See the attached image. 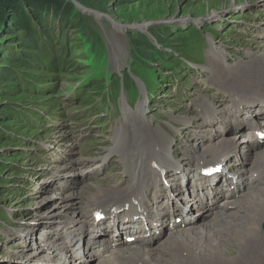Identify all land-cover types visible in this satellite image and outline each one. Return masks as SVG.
<instances>
[{
    "label": "rangeland",
    "instance_id": "obj_1",
    "mask_svg": "<svg viewBox=\"0 0 264 264\" xmlns=\"http://www.w3.org/2000/svg\"><path fill=\"white\" fill-rule=\"evenodd\" d=\"M86 1L90 6L84 8L100 15L85 14L90 17L89 27L105 43L108 58L105 65L100 70L92 68L89 60L84 62L86 55L97 58L100 52L83 49L81 55L76 51L77 55L72 57L75 65L73 69H69V66L61 72L49 70V75L42 76L45 79L41 85L45 89L44 93H15L8 100L5 93L0 92V105L10 100L31 102V105L19 103L27 107L26 115L18 114L22 130L9 132L8 138L0 137V264L43 263L36 257H23L26 252L25 245L21 243L22 240L19 241L18 235L26 236L34 232L40 237L44 232L47 233L48 228L44 226L48 220L41 217L53 209L50 204L54 203L52 206H55L61 203L56 206L57 211L68 207L72 202L76 207H81L89 193H94L96 188L126 186L127 178L123 173L121 159L112 154L102 166L103 171L92 174L94 179L86 182L82 191L75 192L73 201L65 206V197L77 190L74 183L77 177L95 169L98 159L104 157L113 146L112 140L117 127L125 119L122 109L124 103L135 109L139 102L146 100L148 108L145 119L150 121L151 126H142L141 129H149L155 137L158 136L153 130L164 135L177 160L181 155L188 157L187 154L194 151L201 139V142L207 140L211 131H204L205 127L202 129L204 132L201 130L200 124L206 126L207 123L200 115L199 107L194 106L195 103L199 104L200 99L211 101L213 95L216 97L217 94H222L209 81L212 77L208 70L212 62L208 51L210 42L224 50L226 66L248 62L250 55L262 54L260 49L264 50V0ZM74 7L78 9V13L84 14L76 5ZM64 26L67 27L68 22ZM189 29L195 33L189 35ZM68 30L76 34L77 41L83 39L84 33L78 23ZM137 32L148 39L152 54L156 53L154 49L160 54L163 51L168 53L165 51L167 49L169 56L165 57L163 54V59H155L151 66L138 63L131 65L133 48L129 33L133 37ZM182 33L185 35L180 36ZM170 52H175L174 56L178 60L176 65ZM51 61L50 59L47 65ZM183 61L186 65L182 64ZM122 72L131 73L141 81L136 79L135 85L131 78L133 85L120 84L118 88H113L110 76L113 73L121 75ZM220 72L221 69H218L216 76ZM78 78H88L92 80L91 83H103L104 89L99 95L95 91H87V94L78 96L80 89L87 84L76 80ZM208 91L212 93L207 95L205 92ZM85 96L92 99L84 100ZM221 97L222 100L216 98V102L218 105L225 104L221 109L223 113L228 106V99L225 94ZM250 111L251 109L248 110ZM198 125L199 129L196 128ZM130 127L131 123L126 124V128ZM200 130L203 133L200 132L198 142L194 141L190 135L199 133ZM239 133L240 130H233L228 136L237 135L238 140ZM228 136L225 137L229 138ZM176 137L182 138V142L174 141ZM127 146L130 155L126 164H129L136 154V140L130 138ZM255 149L257 144H252L247 149V153H251L246 158H250ZM236 160L233 162L239 163ZM77 162L86 164V167H79ZM68 167L76 173L75 179L66 180L65 169ZM86 168L88 170L85 171ZM53 179L52 186L48 187ZM176 184L180 185L178 182ZM182 202L185 206L186 203L183 200ZM166 204L167 201L164 207ZM14 233L17 235L10 237ZM166 236L169 237L170 234L166 233L162 238ZM230 251L231 249L228 250L229 254Z\"/></svg>",
    "mask_w": 264,
    "mask_h": 264
},
{
    "label": "bare ground",
    "instance_id": "obj_2",
    "mask_svg": "<svg viewBox=\"0 0 264 264\" xmlns=\"http://www.w3.org/2000/svg\"><path fill=\"white\" fill-rule=\"evenodd\" d=\"M208 51L212 59L208 68L212 74L209 81L222 94L213 95L211 101L200 99L199 104L194 105L199 107L200 115L207 122L206 126L200 124L201 130L203 127L204 131L211 130L207 140L201 142L200 138L198 142L203 130L191 134L200 145L197 144L188 157L181 155L177 160L164 135L153 130L158 136L155 137L149 129H141L151 126L145 119L146 100L139 102L135 109L124 103V122L117 127L113 146L96 165L102 166L114 154L126 167L130 155L127 141L133 138L136 154L130 159L131 170L125 169L130 181H126L124 187L96 188L94 193H89L84 206L76 207L73 195L91 181L93 170L77 177L74 181L77 190L64 199L65 206L72 203L62 212H48L41 217L48 220L44 226L48 228L47 233L44 229L40 237L34 232L18 235L25 245L23 257H36L44 264H264V141L259 143L255 138V132L264 130V120H260L264 119V50L260 49L262 54L250 55L248 62L232 66H226L223 49L210 42ZM218 69L221 72L216 76ZM223 94L230 99L231 111L221 113L225 104L218 105L216 98L222 100ZM129 123L131 127L126 128ZM196 128L199 129V125ZM233 130H240L238 140L237 135L228 136ZM174 141L180 143L182 138L176 137ZM252 144H257V149L246 158ZM235 159L239 163L235 164ZM214 164H222L223 169L237 175L239 184L233 186L225 175L216 177L224 187L195 179L199 177V170ZM78 166L85 168L86 164L80 162ZM73 169H65L66 180L76 178ZM160 172L166 174L169 189L158 183ZM134 200L140 201L146 215L142 231L137 223H125L126 218L137 214V207L133 206L128 214L93 224L92 215L97 206L120 209L125 204L132 205ZM165 201L168 204L164 207ZM176 219L180 221L175 222ZM166 233L170 236L162 238ZM137 235L141 238L136 242L126 243L128 238Z\"/></svg>",
    "mask_w": 264,
    "mask_h": 264
},
{
    "label": "trees",
    "instance_id": "obj_3",
    "mask_svg": "<svg viewBox=\"0 0 264 264\" xmlns=\"http://www.w3.org/2000/svg\"><path fill=\"white\" fill-rule=\"evenodd\" d=\"M77 1L85 8L90 6L86 0ZM74 6L70 0H0V92L5 93L8 100L14 97L15 93H44L45 89L41 85L45 79L42 76L49 75L47 74L49 70L61 72L69 66V69H73L75 65L72 57L78 52L81 55L83 49L100 52L97 58L86 55L84 62L89 60L92 68L100 70L105 65L108 59L105 43L99 34L89 27L90 17L78 13ZM66 22L67 27L64 26ZM75 23L81 25V31L84 33L82 40L77 41L76 34L68 30L71 26L73 28ZM187 31L189 35L195 33L191 29ZM130 35L129 40L133 48L131 65L138 63L151 66L155 59L162 60L163 54L165 57L169 56L167 49L165 51L168 53L163 51L160 54L154 49L156 53L152 54L153 50L150 49L152 46L141 33L137 32L133 37ZM183 35L185 34H180ZM155 40L159 43L158 39ZM171 54L174 56L175 52ZM50 59L52 61L48 65L51 67L47 65ZM174 61L176 65L178 60L175 56ZM131 78V73L122 72L123 86L129 83L133 85ZM76 80H82L83 84L87 83L80 89L78 96L87 94V91H95L99 95L104 89L103 83H91L92 80L88 78ZM110 81L113 88H118L121 84L120 77L115 73L110 76ZM86 99L90 101L92 98L85 96L84 100ZM20 102L31 105L30 101L15 100L0 105L1 139L8 138L9 132L22 130L18 114L26 115L27 107L19 104Z\"/></svg>",
    "mask_w": 264,
    "mask_h": 264
},
{
    "label": "water",
    "instance_id": "obj_4",
    "mask_svg": "<svg viewBox=\"0 0 264 264\" xmlns=\"http://www.w3.org/2000/svg\"><path fill=\"white\" fill-rule=\"evenodd\" d=\"M74 5H76L78 8H79V10L81 11V12H83L84 14H86V13H92V14H95L96 16H100V15H98L96 12H91L90 10H87V9H85L83 6H81L79 3H77L75 0H70ZM140 31V30H139ZM140 32H142V31H140ZM54 204V203H53ZM53 204H50V207L51 208H53L52 210H50L49 212L50 213H55V212H62L64 209H66V208H61L59 211H57V209L58 208H56V206L57 205H59L60 206V204L61 203H57V205H55L54 207L52 206ZM63 207V206H62ZM48 208H49V204H48ZM50 208V209H51ZM48 214V213H47ZM46 214V215H47Z\"/></svg>",
    "mask_w": 264,
    "mask_h": 264
}]
</instances>
